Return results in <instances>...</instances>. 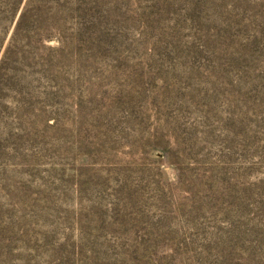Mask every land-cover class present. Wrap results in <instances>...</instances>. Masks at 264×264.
I'll return each instance as SVG.
<instances>
[{"label":"rangeland","instance_id":"1","mask_svg":"<svg viewBox=\"0 0 264 264\" xmlns=\"http://www.w3.org/2000/svg\"><path fill=\"white\" fill-rule=\"evenodd\" d=\"M0 61V264H264V0H0Z\"/></svg>","mask_w":264,"mask_h":264},{"label":"trees","instance_id":"2","mask_svg":"<svg viewBox=\"0 0 264 264\" xmlns=\"http://www.w3.org/2000/svg\"><path fill=\"white\" fill-rule=\"evenodd\" d=\"M21 22H22V14L19 15L18 19L15 22L13 31H12L10 39H9L10 42H14L15 40L17 41L18 28L20 27ZM4 54H6V51L4 52ZM0 62H2V61H0Z\"/></svg>","mask_w":264,"mask_h":264}]
</instances>
